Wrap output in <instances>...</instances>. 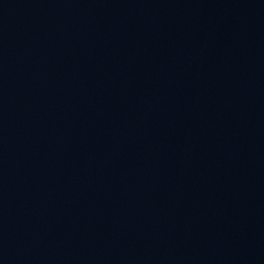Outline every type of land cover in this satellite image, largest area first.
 Returning <instances> with one entry per match:
<instances>
[{"label":"water","instance_id":"water-1","mask_svg":"<svg viewBox=\"0 0 264 264\" xmlns=\"http://www.w3.org/2000/svg\"><path fill=\"white\" fill-rule=\"evenodd\" d=\"M0 264H264V0H0Z\"/></svg>","mask_w":264,"mask_h":264}]
</instances>
